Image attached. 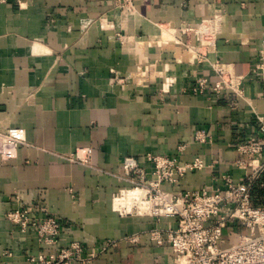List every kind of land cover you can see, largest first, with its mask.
<instances>
[{
  "label": "crops",
  "instance_id": "crops-1",
  "mask_svg": "<svg viewBox=\"0 0 264 264\" xmlns=\"http://www.w3.org/2000/svg\"><path fill=\"white\" fill-rule=\"evenodd\" d=\"M113 2L0 0V131L20 128L26 138L15 158L0 157V264H31L73 241L93 248L105 239L119 241L91 264H169V244L157 246L146 231L176 219L114 208L130 186L119 177L124 159L202 158L204 168L164 185L173 192L216 185L223 172L244 175L235 144L258 135L264 118V82L250 75L264 45V0H152L133 13ZM208 17L220 18L209 57L246 76L243 98L191 90L197 76H215L193 58L186 44L195 38L182 28ZM146 69L153 79L134 83ZM165 76L174 79L167 92ZM198 130L211 140L197 141ZM77 152L88 162L72 160ZM261 180L255 206H264V173ZM34 203L61 220L57 242L41 243L34 228L8 218ZM133 233H141L137 245L123 239Z\"/></svg>",
  "mask_w": 264,
  "mask_h": 264
},
{
  "label": "built area",
  "instance_id": "built-area-1",
  "mask_svg": "<svg viewBox=\"0 0 264 264\" xmlns=\"http://www.w3.org/2000/svg\"><path fill=\"white\" fill-rule=\"evenodd\" d=\"M148 1L152 0H114L113 6L119 11L133 13L138 9V2ZM219 20L218 17H208L197 25L187 24L182 28L188 36L195 38L194 42L186 44L193 58L198 62H209L215 76L213 79L209 75L197 76L191 90L200 94L211 91L228 99L243 98L246 76L237 73L232 64L209 57L216 47ZM250 75L264 82V45L258 51ZM136 77L142 81L153 79L147 69ZM132 81L138 83L134 78ZM173 84L174 79L165 76L161 91L167 92ZM257 119L259 134L240 138L235 144L237 157L234 163L244 171L239 180H235L229 172H223L217 177L216 185L173 192L164 185H174L188 173L204 168L206 164L202 158L182 161L181 156L148 153L142 160L134 156L124 159L119 177L129 182L130 186L114 196V208L122 215L134 213L176 219V225L146 231L157 246L169 244L172 251L169 264H264V206H255L252 200L253 187L262 181L264 173V118ZM195 139L199 142L211 140L203 130L196 132ZM25 142L24 130L20 128L0 131L2 160L15 158L19 146ZM186 147L187 144L179 147L181 154ZM87 153L89 155L91 149ZM82 156L81 152H77L71 159L88 162V158ZM133 190H139V198L127 205L117 203L123 192ZM7 216L23 231L34 228L39 242L44 244L57 242L62 232L61 220L51 214L43 203L15 208ZM240 228L246 231L241 232ZM140 234L133 233L123 239L137 245ZM118 241L105 239L93 248L73 241L58 252L32 257L31 264H91L116 246Z\"/></svg>",
  "mask_w": 264,
  "mask_h": 264
},
{
  "label": "bare ground",
  "instance_id": "bare-ground-1",
  "mask_svg": "<svg viewBox=\"0 0 264 264\" xmlns=\"http://www.w3.org/2000/svg\"><path fill=\"white\" fill-rule=\"evenodd\" d=\"M135 198H139V190L126 191L123 192V196L117 199L118 204H128L129 201H132Z\"/></svg>",
  "mask_w": 264,
  "mask_h": 264
},
{
  "label": "rangeland",
  "instance_id": "rangeland-1",
  "mask_svg": "<svg viewBox=\"0 0 264 264\" xmlns=\"http://www.w3.org/2000/svg\"><path fill=\"white\" fill-rule=\"evenodd\" d=\"M145 78H146V75L144 76L143 79H145ZM143 79H142V80H143ZM142 80L139 79V78H134V81H135V82H141V83H142V82H144V81H142ZM146 80H149V79H146ZM161 88H162V87H161ZM128 187H129V186H127L126 188H128ZM116 195H118V194H116ZM116 195H115V196H116ZM119 195H120V194H119ZM124 205H127V203L124 204ZM124 215H126V214L124 213L123 216H124ZM239 231H241V232H245L246 230H244L243 228H240Z\"/></svg>",
  "mask_w": 264,
  "mask_h": 264
}]
</instances>
